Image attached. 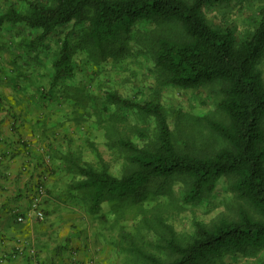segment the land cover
Wrapping results in <instances>:
<instances>
[{
  "label": "rangeland",
  "instance_id": "374dc122",
  "mask_svg": "<svg viewBox=\"0 0 264 264\" xmlns=\"http://www.w3.org/2000/svg\"><path fill=\"white\" fill-rule=\"evenodd\" d=\"M27 1L30 0H0V14L10 4L26 12ZM204 15L213 27L230 28L241 39L264 16V0H224L206 7ZM81 33L79 28H65L37 48L28 46L35 32L22 25L0 27V80L25 93V98H32L25 108L32 106L33 128L27 130L38 135L36 156L44 171L56 174L55 186L61 188L59 191L64 189L72 203L68 210H57L56 215L62 214L65 222H89V245L96 255L106 254L113 264H146L134 252L136 248L169 261L157 246L163 244L169 229L177 242L184 243L193 235L195 221L211 225L221 218L235 217L240 206L252 212L233 190L229 177L221 179L203 201L185 204L183 197L189 182L181 176L151 182L132 197L123 201L109 199L97 212L89 211L82 192L72 188L79 177L67 169L70 159L120 176L133 166L118 140L143 147L138 132L152 139L155 135L152 120L134 111H120L106 101L107 93L115 92L135 103L159 102L177 147L192 153H211L224 146L205 120L225 119L217 109L220 83L180 89L165 84L158 76L152 45L158 37L177 38L178 24L139 23L125 39L123 48L104 53L93 51ZM65 35L71 45L73 74L54 79L52 62ZM258 68L264 82V56ZM2 103L1 100L0 107ZM210 264H264V247L259 251L223 252Z\"/></svg>",
  "mask_w": 264,
  "mask_h": 264
},
{
  "label": "trees",
  "instance_id": "16d2710c",
  "mask_svg": "<svg viewBox=\"0 0 264 264\" xmlns=\"http://www.w3.org/2000/svg\"><path fill=\"white\" fill-rule=\"evenodd\" d=\"M223 1L30 0L25 2L26 12L10 4L0 14V27L22 25L35 32L29 47H42L65 28H79L92 50L99 53L123 48L139 23L172 22L179 25V36L158 37L152 45L161 81L180 89L220 83L217 109L225 120L206 119L205 124L224 142L223 147L211 153L181 150L163 105L156 100L135 103L110 92L106 101L120 111H134L153 121L154 139L139 131L143 147L118 140L133 166L120 176L69 161L67 169L79 177L72 188L82 192L90 212H97L109 199L123 201L151 182L174 176L188 179L183 197L188 205L211 195L224 177L233 180V190L252 212L240 206L235 217L211 225L195 221L193 235L184 243L177 242L169 229L163 244L157 245L169 261L136 248L134 252L146 264H210L223 252L264 247V82L258 68L264 56V16L249 34L237 39L232 29H217L205 18L206 7ZM71 61V45L65 35L52 62L54 79L72 76Z\"/></svg>",
  "mask_w": 264,
  "mask_h": 264
},
{
  "label": "crops",
  "instance_id": "0c3cea01",
  "mask_svg": "<svg viewBox=\"0 0 264 264\" xmlns=\"http://www.w3.org/2000/svg\"><path fill=\"white\" fill-rule=\"evenodd\" d=\"M1 81L0 264H113L106 254L98 256L92 251L89 222H65L62 214L56 215L57 210H68L72 203L68 193L55 186L56 174L44 171L36 156L38 135L27 130L33 128L32 106L25 108L32 98H25V93ZM25 115H30L29 119ZM39 185L45 190L40 203L44 218L32 215L17 222L14 212L29 210Z\"/></svg>",
  "mask_w": 264,
  "mask_h": 264
},
{
  "label": "built area",
  "instance_id": "2783aa9c",
  "mask_svg": "<svg viewBox=\"0 0 264 264\" xmlns=\"http://www.w3.org/2000/svg\"><path fill=\"white\" fill-rule=\"evenodd\" d=\"M45 194V190L43 186H37L33 193L32 201L29 207V210L26 213L19 214L18 211H15L14 214H17L16 221L17 222H23L24 218L26 216L31 217L32 215L35 216V218L41 220L44 218V214L40 208L41 203V197ZM20 253V251H19ZM17 254H14L12 257L15 258Z\"/></svg>",
  "mask_w": 264,
  "mask_h": 264
}]
</instances>
